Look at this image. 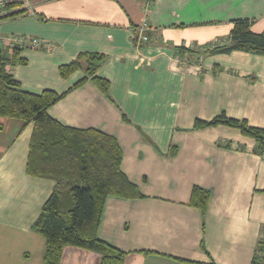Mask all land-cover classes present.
<instances>
[{
    "label": "crops",
    "instance_id": "0c3cea01",
    "mask_svg": "<svg viewBox=\"0 0 264 264\" xmlns=\"http://www.w3.org/2000/svg\"><path fill=\"white\" fill-rule=\"evenodd\" d=\"M8 2L17 5L5 14L25 13L1 20L0 37L55 45L19 50L25 64L7 67L23 91L61 94L83 73L61 79L60 65L84 52L106 58L97 75L109 81L112 102L86 82L48 109L63 125L115 137L121 170L143 194L107 198L98 236L127 253L124 264H251L264 231V152L255 155L254 140L236 129L192 127L224 112L264 128V57L202 53L228 42L233 20H252L251 30L262 32L264 0ZM143 22L158 41L137 47ZM179 47L200 53V69L179 65ZM32 131L0 118V264H45L44 239L32 226L54 183L26 173ZM194 186L211 193L204 217L188 205ZM99 260L67 247L61 264Z\"/></svg>",
    "mask_w": 264,
    "mask_h": 264
},
{
    "label": "trees",
    "instance_id": "16d2710c",
    "mask_svg": "<svg viewBox=\"0 0 264 264\" xmlns=\"http://www.w3.org/2000/svg\"><path fill=\"white\" fill-rule=\"evenodd\" d=\"M147 1L152 3V0ZM15 5L8 3L6 8L11 9ZM24 13L21 10L2 15L0 21ZM252 22L248 19L231 21L228 42L202 53L229 54L238 51L264 57V30L253 32ZM19 52L14 49L8 56L0 48V118L17 119L24 125H33L26 173L54 183L50 196L32 226L33 232L44 239L43 262L61 264L65 248L74 247L96 253L100 258L99 264H124L127 253L98 236L107 198H143L137 185L129 181L121 170L120 145L115 137L98 129L66 126L48 114L51 106L86 82H91L112 102L109 81L97 75L106 58L97 52L80 53L74 60L58 68L61 79H67L77 71L83 73V77L67 91L59 94L46 89L40 93H30L23 91L7 70L8 66L25 64V59L19 58ZM176 52L177 57L183 60L179 61V65L200 66L197 58L199 52L185 47L176 48ZM123 121H126L124 117ZM218 125L236 129L241 135L251 138L255 142L253 153L258 156L263 154L264 128L251 126L245 119L230 118L222 112L210 120L196 119L192 129ZM210 197L209 190L194 186L188 205L198 209L204 217ZM251 264H264L262 237L256 245Z\"/></svg>",
    "mask_w": 264,
    "mask_h": 264
},
{
    "label": "built area",
    "instance_id": "2783aa9c",
    "mask_svg": "<svg viewBox=\"0 0 264 264\" xmlns=\"http://www.w3.org/2000/svg\"><path fill=\"white\" fill-rule=\"evenodd\" d=\"M8 3V0H0V16L9 14L4 13L7 10ZM147 4L148 6L151 5L149 1H147ZM135 33V45L137 47L142 44L158 41L157 36L152 33V29L145 22L135 28ZM0 48L11 54L14 49L53 50L55 49V45L52 42H46L29 35H8L0 37ZM178 61L183 60L178 58ZM197 67L200 69V66ZM261 237L264 240V231Z\"/></svg>",
    "mask_w": 264,
    "mask_h": 264
}]
</instances>
